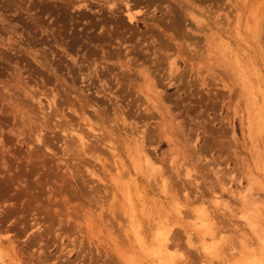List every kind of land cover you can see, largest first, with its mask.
I'll use <instances>...</instances> for the list:
<instances>
[{"label": "rangeland", "instance_id": "374dc122", "mask_svg": "<svg viewBox=\"0 0 264 264\" xmlns=\"http://www.w3.org/2000/svg\"><path fill=\"white\" fill-rule=\"evenodd\" d=\"M0 264H264V0H0Z\"/></svg>", "mask_w": 264, "mask_h": 264}, {"label": "bare ground", "instance_id": "6f19581e", "mask_svg": "<svg viewBox=\"0 0 264 264\" xmlns=\"http://www.w3.org/2000/svg\"><path fill=\"white\" fill-rule=\"evenodd\" d=\"M167 238H168V236H167ZM167 238H165V239H167ZM165 239H162V240H165ZM162 246H164V245H162ZM165 247H166V245H165Z\"/></svg>", "mask_w": 264, "mask_h": 264}]
</instances>
